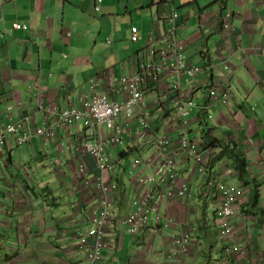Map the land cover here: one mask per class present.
I'll use <instances>...</instances> for the list:
<instances>
[{
	"label": "crops",
	"instance_id": "1",
	"mask_svg": "<svg viewBox=\"0 0 264 264\" xmlns=\"http://www.w3.org/2000/svg\"><path fill=\"white\" fill-rule=\"evenodd\" d=\"M94 3L0 0V21L6 29L0 35V124L29 114L28 127H39L42 111L38 102L60 108L76 104L91 86L100 91L103 72L129 70L134 59L143 56L152 36L161 41L166 26L163 18L176 11L177 35L185 46V57L204 67L190 84L182 86L201 107L191 113L183 132L190 138L199 137L215 151L221 142L234 143L247 160L249 176L258 182L257 205L264 209V0H102L99 10L94 9ZM226 12L232 14V21L223 33L221 19ZM14 22L25 23L28 29H15ZM131 25L139 29L135 42L129 39ZM162 79L169 80L166 73ZM212 85L228 86L233 97L226 103L209 101L207 92ZM160 89L148 90V101L156 99ZM165 104L167 108H156L160 116L169 112L171 104L168 100ZM131 127L132 123L125 128L124 142L110 148L118 160V190L114 195L117 216L126 214L140 190L134 188L133 175L129 174L144 170V166L127 162L123 154L136 151L146 156L149 151L132 147ZM81 131L75 124L70 136L76 137ZM177 134L173 132L171 137ZM66 138L65 131L56 127L49 145L33 134L21 145H15L10 136L9 148H0V243L21 252L12 258L15 261L19 257V261L11 264H88L86 248L75 236L88 224L75 209L71 174L78 159L65 144L60 149ZM176 158L189 195L160 203L159 232L149 228L132 236L122 223L113 221L108 232L113 243L103 250V259L97 264H264L256 258L264 252V221L258 210L245 211L249 209V189L241 184L234 169L222 168L223 163L232 167L231 163L214 155L209 166L218 173L221 167L220 179L240 185L244 192V204L233 220L243 251L224 262L214 220L216 204L212 195L206 197L199 189L207 177H201L196 186L200 177L192 159L181 152ZM89 168L92 171L94 167ZM44 169L55 175L56 187L40 181L38 175ZM60 169L63 172L58 174ZM21 220L22 226L34 232L31 244L21 239ZM187 230L192 238L190 252L181 262L167 259V238ZM9 244H16L15 248ZM218 248L219 257L214 258Z\"/></svg>",
	"mask_w": 264,
	"mask_h": 264
},
{
	"label": "built area",
	"instance_id": "2",
	"mask_svg": "<svg viewBox=\"0 0 264 264\" xmlns=\"http://www.w3.org/2000/svg\"><path fill=\"white\" fill-rule=\"evenodd\" d=\"M102 0H95L94 9L99 10ZM179 13L171 11L163 18L165 28L161 41L153 36L148 40L143 56L133 62V66L125 72L113 69L102 74L101 90L91 86L89 93L79 96L76 104L58 108L56 104L38 102L42 111V125L28 127L29 114L19 120L0 124V148H9V138L15 145H21L33 134L40 137L44 145H49L55 128L65 131V144L70 154L78 159L71 180L76 193L75 209L79 217L84 216L87 225L76 231L79 245L86 248L88 264H97L103 259V250L113 243L108 235L110 224L117 220L126 230L137 236L146 229L159 232L161 213L159 205L163 200L174 202L189 195V186L178 169L177 152L190 158L201 177H207V183L199 186L202 195L212 198L216 204L214 220L218 236L226 242L222 248L223 261L243 251L240 238L234 226V218L244 204V192L240 185L223 182L220 174L223 169L232 170L227 164L217 171L209 170L215 152L212 145L203 142L199 137H188L183 130L189 124L193 111L201 109L199 103L184 89L191 79L204 67L193 63L185 57V46L177 35ZM232 14L226 12L221 19V30L226 32L231 27ZM15 29H28L25 23L14 22ZM6 31L0 21V35ZM139 29L130 26L129 39L138 40ZM34 37L32 38V41ZM159 42V43H158ZM166 73L169 80L163 82ZM158 90L156 99L148 101L146 92ZM38 93L35 96L38 97ZM208 100H219L226 103L233 97L228 86L212 85L208 88ZM164 99L163 100H161ZM170 102L168 114L160 116L157 106L166 107ZM133 127L129 132L133 146L140 150L148 148L146 156H132L133 166H144V170L133 174L134 188H140L133 196L126 214H115L114 195L118 190V160L110 151L124 142V131L128 124ZM81 126L82 131L76 137L70 136L71 127ZM177 132L176 137H171ZM130 153V154H129ZM90 163V164H89ZM89 165L94 168L91 171ZM61 174L62 169L58 170ZM21 239L29 242V226L18 224ZM191 234L187 230L179 235H172L166 241V258L182 261V256L191 250ZM264 263V252L256 257ZM249 261V260H248ZM109 264V263H108Z\"/></svg>",
	"mask_w": 264,
	"mask_h": 264
},
{
	"label": "trees",
	"instance_id": "3",
	"mask_svg": "<svg viewBox=\"0 0 264 264\" xmlns=\"http://www.w3.org/2000/svg\"><path fill=\"white\" fill-rule=\"evenodd\" d=\"M123 155H126V152ZM214 155H216V159L220 160L225 158L228 160L231 163L238 180L243 186H246L249 189L246 203V206L247 208L249 207V209H245V211H250L252 209L258 210L262 221H264V209L257 205V198L259 195L258 182L254 177L249 176L247 160L241 150H239L234 143L230 145L221 142L219 143L217 150L214 152L213 156Z\"/></svg>",
	"mask_w": 264,
	"mask_h": 264
},
{
	"label": "rangeland",
	"instance_id": "4",
	"mask_svg": "<svg viewBox=\"0 0 264 264\" xmlns=\"http://www.w3.org/2000/svg\"><path fill=\"white\" fill-rule=\"evenodd\" d=\"M122 13L124 14L125 13V10H122ZM126 14L128 15V12H126ZM128 17V16H127ZM135 17V16H134ZM129 18V17H128ZM122 144V143H121ZM120 145V144H119ZM114 155H115V153H114ZM135 155H137V152L136 151H134V153L132 154V156H135ZM143 156V155H142ZM126 160H127V162H129L130 164H132L131 163V157H127L126 158ZM47 170L48 169H44L43 171H42V173L41 174H39L38 175V177H39V179H40V181L41 182H43V184H49V186H52V187H56L57 186V184H58V180L56 179V177H55V175L54 174H47ZM40 171V172H41ZM128 173V172H127ZM130 176H132L133 174H129ZM199 179H197V181L195 182L196 183V186H197V183H198V181L201 179V176L198 174V176H197ZM196 177V178H197ZM61 180H62V178H60ZM60 181V180H59ZM68 180H66L65 179V183L67 182ZM67 183H69V181L67 182ZM65 192V191H64ZM71 194V193H70ZM60 197H61V195H59ZM68 197V194L66 195V197H65V199H68L67 198ZM75 198H76V194H75ZM2 199L0 198V201H1ZM212 208H213V205L211 204V207H210V212H212ZM23 224V221L21 220V221H19V225H22ZM29 229V232H30V238H29V244H31L32 242H33V239H34V237H35V235H34V232H33V230L31 229V228H28ZM21 229H19V231H20ZM22 231V230H21ZM218 236V235H217ZM218 238V240H219V244H220V247H221V249L223 248V246H224V244H226V242L225 241H223L219 236L217 237ZM5 245L6 244H2V243H0V264H11L12 262H16V261H19L18 259H19V257H15V261H13L12 260V258L15 256V254H17V255H19V253L21 254V252H16V250L17 249H15L14 251H12V250H10V249H6L5 248ZM10 245V244H9ZM16 244H13V245H10V246H13V248H15L14 246H15ZM7 246V245H6ZM219 253H220V250H219V248H218V250H215V252H214V258L215 257H219Z\"/></svg>",
	"mask_w": 264,
	"mask_h": 264
}]
</instances>
